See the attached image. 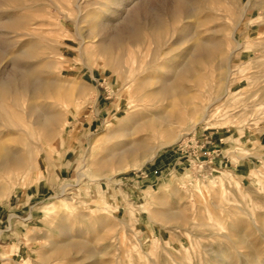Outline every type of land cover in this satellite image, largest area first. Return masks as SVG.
<instances>
[{
  "label": "rangeland",
  "instance_id": "1",
  "mask_svg": "<svg viewBox=\"0 0 264 264\" xmlns=\"http://www.w3.org/2000/svg\"><path fill=\"white\" fill-rule=\"evenodd\" d=\"M137 3H0V79L46 85L0 91V146L26 161L0 175V264H264V0H194L98 54ZM197 41L214 53L189 60ZM29 103L57 117L38 152Z\"/></svg>",
  "mask_w": 264,
  "mask_h": 264
},
{
  "label": "bare ground",
  "instance_id": "2",
  "mask_svg": "<svg viewBox=\"0 0 264 264\" xmlns=\"http://www.w3.org/2000/svg\"><path fill=\"white\" fill-rule=\"evenodd\" d=\"M9 1V0H0L1 2ZM154 2L152 5L150 3H142L136 4L135 8L128 14L127 18L123 21L115 31L110 33L108 37L101 36L98 46L96 47V51L98 54L108 55L111 51L118 49L124 41L127 42H141V33L139 23L142 24L150 22V29L155 33H159L162 29V19H160V13H165L169 20H173L175 16H181L184 19H193L196 18L199 14L198 7L194 6L191 2L192 0H166L169 2H165L163 0H151ZM195 4V3H194ZM80 7L77 6V10L79 11ZM161 13V15H162ZM245 13V12H244ZM108 22V21H107ZM0 26L8 29L10 28V23L1 22ZM105 25H102V29ZM106 28L108 27L105 26ZM191 26L190 28H192ZM199 29V28H198ZM196 34V33H195ZM193 35V34H192ZM186 37H191V33L189 32ZM199 40V38H198ZM202 40V39H201ZM239 46V45H238ZM216 45L211 41H197L192 47L189 49V60L194 59L196 57H210L215 51ZM1 54V50H0ZM3 55V54H2ZM31 55L30 49H25L20 52V58H27ZM189 67L187 65L183 66L181 72H187ZM230 59L228 58V74H230ZM179 76L176 75V77ZM227 81V80H226ZM175 85H171V89H173ZM226 89V93H228V87L226 84L224 85ZM25 91L28 93V100L41 99L45 93L46 85L38 75L32 77L29 71H25L17 77L14 73L8 76L5 79H0V91L1 92H16L18 90ZM28 123L33 124V133L32 136L28 135L26 129H21L23 136L22 139L25 142L24 148L26 151H40L41 148V139H47L49 136V132L52 131L55 123L57 121V117L54 113H49L47 110H44L40 105H35L33 103H29L26 107ZM202 120V119H201ZM32 140L31 143L27 140ZM139 145H137V148ZM140 148V147H139ZM131 150H135L134 147ZM26 164L25 158L17 151H13L11 149L6 148V146H0V175L4 173H8L13 170L24 169ZM62 247V246H61Z\"/></svg>",
  "mask_w": 264,
  "mask_h": 264
}]
</instances>
